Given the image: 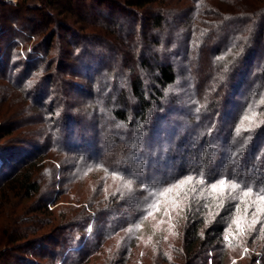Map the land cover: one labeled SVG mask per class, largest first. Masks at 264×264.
Instances as JSON below:
<instances>
[{
  "label": "rangeland",
  "instance_id": "374dc122",
  "mask_svg": "<svg viewBox=\"0 0 264 264\" xmlns=\"http://www.w3.org/2000/svg\"><path fill=\"white\" fill-rule=\"evenodd\" d=\"M166 1L170 2L166 9L176 12L180 17L175 24L169 26L168 32L172 38L171 42L175 45L171 60L176 62L179 76L175 86L164 90L166 95L164 103L167 108L160 109L158 105L155 106L159 115L152 120L153 122L151 119L147 120V123L152 124L153 134L148 130L143 135L138 132L133 134L132 137L135 139L133 145L136 147L133 152L128 150L127 153L126 149L129 147L126 145V139L114 130L133 128L124 127L120 123L116 125L113 122V116L105 107L106 97L112 98L113 101L116 97L119 98L122 91L131 97L127 85L129 75L125 73L128 74L127 70H131L133 66L138 68L136 55L139 47L136 40L139 37L128 34L129 27L136 17L140 18L137 20L140 27L147 21L148 12L157 11L159 4L146 7L148 9L135 7L133 8L136 11L135 15L123 13L125 15L120 16L118 14L121 11L116 9L115 20L125 24L124 31L117 34L118 29L106 22L111 17L109 10L102 5H92L90 0H86V5L82 10L79 9L87 16V26L89 25L87 28L114 41L118 48L117 52L109 46H103L102 42L95 43L90 38L79 39V36L73 38L71 34L60 29L59 34L53 38L54 46L46 54L43 49H38L39 44L44 45L41 42L46 36V33H41L40 30L55 24L54 17L45 18L39 14V10H34L40 5V0H28L27 11L22 15L13 8L12 3L15 2L6 3L5 0H0V127L6 128L4 130L6 132L0 131V134H5L0 137V146L10 147L18 155L27 153L24 159L29 163H36L33 176L41 183L40 191L29 197L20 195L16 190L8 189L7 185L0 183V249H6L14 256L23 254L41 264H59L57 259L49 258L47 254L51 249L60 250L62 248L60 244L64 241L63 236L72 232L63 227L65 221L74 217L82 219L91 211V220L86 227L76 229L74 232L79 236L85 235L84 238L88 240L84 243L86 248L84 246L80 252L85 249L92 250L99 240L103 241L94 255L93 260L97 262L93 264H105L118 250L122 257V251L130 244L132 255L128 256L131 257L129 264H152L155 257L161 256L158 249L173 253L174 249L180 246L183 209L188 199L185 194L193 192L221 199L219 207L223 202L221 207L225 211L222 217L228 223V229L223 240L226 244L222 249V252L226 251L227 254L221 264H264L263 196L255 195V192L245 190L229 180H224V184L215 183L216 187L213 188V184L199 177L185 176L175 181L169 177L168 171L173 169L176 163L167 158L165 150L174 146L177 135L186 128L185 125L179 129L176 122L187 118L186 116L195 120L193 114L200 111L205 102L211 100L214 95L220 97L225 93L223 88H219L223 79L222 72L218 67L215 68L218 66L219 56L209 55L211 49L206 53L198 52L197 41L190 47L186 46V35L184 36L183 32L186 30L184 27L188 17L185 6L190 0ZM209 1L208 6L211 5L212 8L215 6L214 9L222 13H236L235 8L242 0ZM243 1L249 3L251 0ZM129 9L131 7L127 8ZM100 14H103L102 17H98ZM207 17L214 18L212 15ZM175 18L171 17V20ZM71 22L77 28L83 25L76 18ZM262 22L259 20L258 25ZM208 23L204 22L203 26L207 27ZM21 25L26 30H32L35 26L40 34L31 36L20 27ZM218 25L220 27L221 24L218 22ZM224 28L223 26L220 32ZM216 35L214 34L215 38ZM74 39L92 53L97 49L101 52L103 49L100 55L107 56L105 63L97 69L91 66L88 58L84 62L90 65H79L78 56L82 50L71 44ZM257 50L254 59L247 61L245 69L237 76L236 87L225 103V112L219 114L220 125L223 131L226 130L219 139L220 143L232 133H237V128H240L243 135L249 133L246 138L253 137L257 127L262 126L264 122V38L260 40ZM236 52L237 50H234L232 55ZM131 56H135L134 60L126 64L125 61ZM208 72L210 75L205 78ZM215 89H220L219 93ZM172 100L176 103L174 106L169 105ZM119 106L122 107L117 104V107ZM113 107L114 105H111V108ZM132 110L135 109L131 108L130 113ZM132 117L130 122H133ZM191 122V127H194ZM136 131L140 132L138 128ZM195 132L202 135L203 130ZM189 139L187 147H191L192 141L198 140L197 134ZM257 139L258 144L264 145L262 136ZM250 140L247 139L243 144L238 142L236 146L244 153V148ZM213 146L215 145H211L210 148ZM217 150L219 152L215 153V157H206L207 151L203 155L205 159L210 160L214 168L222 165L221 161L228 156L226 148ZM180 152L181 155H186L184 159L187 163L188 155L183 150ZM101 154H106L104 158L106 164L98 159ZM18 157L20 158V155ZM9 158L12 161L18 159L8 157V160ZM3 159L5 160L0 156V164ZM112 166L114 169H111ZM10 169L8 168L5 173H9ZM1 180L2 177L0 182ZM147 181H150V185ZM233 184L236 185L235 188L232 187ZM148 189L159 193L161 189L163 194L154 201V206L158 208L144 214L149 199ZM245 192H248V195H245ZM161 197L164 198L161 200ZM115 211L119 213L118 216ZM48 221L50 223H46ZM134 221L135 224L128 225ZM118 227L122 229L118 230ZM25 228L32 230L36 228L30 238L37 234L43 235L46 239L43 241V247L38 245L35 247L32 243L30 247L23 245L21 248L19 244L22 241L7 242L9 235L13 237L16 230ZM248 234L254 235V243L250 244L247 241L243 246L232 243L233 237L234 240H238V237H247ZM53 236L60 238L56 241ZM210 247L207 249L208 264H215L217 262L215 252L220 248ZM76 252L80 254L79 251ZM67 253L69 251H65L64 256H67ZM14 256L0 260V264H16ZM89 257L85 254L84 258ZM61 259H64L63 256ZM17 264H23V261ZM195 264L204 263L197 261Z\"/></svg>",
  "mask_w": 264,
  "mask_h": 264
},
{
  "label": "trees",
  "instance_id": "16d2710c",
  "mask_svg": "<svg viewBox=\"0 0 264 264\" xmlns=\"http://www.w3.org/2000/svg\"><path fill=\"white\" fill-rule=\"evenodd\" d=\"M90 1L92 5H102L109 10L108 13L111 17H109L106 22L109 23V26L113 24L118 29L117 34L124 31L123 29H125V24L115 20L114 11L116 9L121 11V13L118 14L120 16L123 13L135 15L136 11L133 9L135 7L148 9L152 5L159 4L157 5L159 6L157 11L148 12L149 16L147 21L142 23L140 27L137 25V20L140 19L139 17L134 18L135 20L129 27L128 34L139 37L138 40H136L139 47L138 54L136 55V64L138 65V68L136 69V67L133 66L131 70H127L128 74L125 73L126 75H129L127 85L130 90L129 92L131 97L129 98L123 91L121 95H119V98L116 97L113 101L112 98L106 97L107 104L105 107L108 113L113 116V122L116 125L120 123L123 124L124 127L131 126L133 128V130H123L124 128H121V131L120 129L114 130V132L123 135L126 139V145L130 148L126 149V152L128 150L133 152L136 147L133 145L135 141L132 137L133 134L138 132L140 135H143L146 134L145 131L147 130L153 134L152 124L147 123V120L151 119V122H153L152 120L159 115H157L155 106L158 105L160 109L165 107L167 108V105L164 103L166 98L164 90L168 87L175 86V83H177L179 75L175 64L176 62L171 60V57L174 55L173 49L175 45L171 42L172 38H170L168 32L170 29L169 26L171 24H175L179 15H177L174 11L166 9L170 3L166 0H125L124 2L119 0ZM186 1L188 2L189 0ZM40 2V5L34 8V10H39V14L45 18L53 19L54 17L53 23L55 25L52 26L50 24L49 26H45V31L40 30L41 33H46V36L41 42L44 43V45L39 44L40 46H38V49H43L47 54L54 46L53 38L59 34V30L61 29L71 34V37L73 38L77 36H79V39L90 38L95 43L102 42L103 46H109L112 50H116L117 52L118 48L114 41L112 42L106 36L92 30L90 31V29L87 28L89 26H87V16L82 14L81 11L84 5H86V0H40ZM27 3L28 0H19L18 2L12 3V6L20 15H22L24 11H27ZM208 4H210L209 0H190V2H188V5L185 6L187 9L185 13L188 18L185 21L186 25L184 28L186 30L183 33L184 36L186 35V46L190 47L191 44L197 41L198 46H196V48L198 52L206 53V51L208 52L211 49L209 55L212 57L214 55L217 57L219 56L220 60L217 64L218 66L215 68L218 67V69L222 72L223 79L221 80V87L219 86V88H223L225 94H222L220 97L215 95L212 96L211 100L205 102L200 107V111L196 114L193 110V118L195 120H192V117L189 118L190 116H186L188 119L183 118L182 120L179 119V121L176 122L179 129L183 128L185 125L186 128H184L182 132L177 135L176 140H174V146L165 150L167 158L173 161V163H176L174 168L169 170L171 172L169 173L168 171V174L170 178L172 177V181L184 178L185 176L199 177L210 184L218 183L221 180H229L237 183L245 190L255 192V195L258 194L264 197V145L261 146L260 143H257L259 140L257 138L261 136L264 138V122L261 124L262 126L259 128L257 127L256 133L253 137H251V140L247 142L244 148L245 150L243 149L244 153L236 146V144H238V142L241 144L245 143L248 139L246 138V135L249 134L248 132L244 135L241 133L239 135H237V133H232L230 137H226L224 142H219V139H221L224 135V132L226 133V130L223 131L224 129L220 125L221 118L219 114L225 112V103L227 98H229L231 91L236 87L238 81L237 76L241 75L240 71L245 69L247 61H252V59H254V55L258 51V44L260 43V40L264 38V0H251L249 3L248 1L245 3V1L242 0L235 8V10H237L236 13H222L218 9H214L215 6L212 5V8L211 5L208 6ZM128 7H131L133 10H127ZM216 7L219 8L218 6ZM56 10H58L57 13L55 12ZM51 12H53V14H51ZM101 15L103 14H100V16L98 15V17H102ZM124 15L125 14H123V16ZM208 15H212L215 19L208 18ZM216 16H220V18H216ZM171 17L176 18L175 20H171ZM74 18L83 24L80 28H77L72 24L71 21ZM28 19H30V17ZM259 20L261 22L263 21L261 25H258ZM204 22L211 23H208L206 27L203 26ZM218 22L221 24L220 27H218ZM211 25L216 27H211ZM223 26L225 28L222 32H220ZM20 27L22 28V25ZM23 30L31 36L33 34H40L39 29L37 30L35 26L32 30ZM115 33L116 30L114 29L113 34ZM214 34H217L216 38L214 37ZM75 40L76 39L72 40L71 44H74L76 49L80 51L82 50L81 54L78 56L80 61L79 65L85 64L88 66L91 64V66L97 67L98 69L100 65L102 66L105 63L104 60L107 56L100 55L103 53V49L101 52L97 49V51L95 50V52L92 53L78 40ZM234 50H237V52L232 55ZM88 58L90 59V64L84 62V60ZM134 58L135 56H131V60H126L125 63L127 64L129 61L134 60ZM208 75H210L209 72L205 75V78H207ZM219 90L215 89L217 93H219ZM200 102L202 101L200 100ZM117 104L122 105V107H117ZM175 104L176 103H173V100L169 103L170 106H174ZM111 105H114V107L111 108ZM131 108L135 109L132 110V113H130ZM197 114L198 118L196 119ZM131 117L133 118V122H130ZM200 117L201 119H199ZM190 121H192L191 124H194V127H191ZM168 122H171V120H168ZM215 122L217 123L216 126ZM137 128L140 132L136 131ZM199 129L200 131L201 129L203 130L202 135L195 132V130ZM4 130H6L5 126L0 127L1 132ZM196 134L198 140L194 142L192 141L191 147H187L189 146V138H193ZM4 135L5 134L2 133L0 134V137H3ZM165 140L168 142L167 139ZM213 144L215 146L210 148ZM223 147L227 149L228 156L221 161L223 166L219 165L214 168L212 167L213 164L210 163V160L208 158L205 159L203 155L207 151L208 154H205L206 157H215V153L217 154L219 152L217 148L223 149ZM249 149L250 151H248ZM181 150L185 151L188 155L187 157L189 159H187V163L184 159L186 155H181ZM178 152H180L179 155H177ZM19 155L20 158L18 157ZM19 155L15 153L14 150L12 151L10 147L3 148L0 146V156L5 158V160H1L2 163L0 164V178L2 177L0 183H3L2 185L4 186L7 185L8 189L16 190L20 195L29 197L40 191L41 183L39 179L33 176V170L35 169L34 166L36 163H29L26 159H24L27 153L25 155ZM105 156L106 154H101L98 156V159L106 164L104 160ZM8 157H17L18 159L12 161L10 158L8 160ZM17 165H20V167L17 168ZM7 166L8 168H11L9 173H5L8 169ZM111 169H114L113 166ZM120 172L125 173V171L123 172L122 170H120ZM147 182L149 183L150 181ZM148 183H146V185H148ZM148 190L150 191L148 192L149 199L146 202L147 206L144 214H147L149 210H151V213L153 210L158 208L154 206V201L158 200V198L163 194L161 189L160 193L156 190V192H152V189ZM186 195L188 196V199L187 201L185 200L186 206L183 209L180 246L176 247L173 253L161 250V248L160 250L158 249V253L161 256L155 257L151 263L178 264L179 261H181L180 264H195L197 261H202L204 264H208L207 249L210 246H214L212 249H216L217 247L220 248L218 249V252H215L217 254H215V257L217 258V262L215 261V264H221L227 254L226 251L222 252V249L223 245L226 244L223 240L225 234L227 233L226 230L228 229V223L224 220L225 218L222 217L223 211H225V209L221 207L223 202L222 204L220 203L221 209H219V202H221V199L215 198L213 195L203 196L198 195L197 193L193 194V192L186 193L185 196ZM163 198L161 197V200ZM149 203L150 205H148ZM115 212L117 213V211ZM90 213L88 212L85 214L82 219H78L73 216L74 218H69L65 221L63 227L67 231L71 230L72 232L69 235L63 236L64 241L60 244L62 247L60 250L51 249L48 251L49 254L47 255L49 258H55V260L57 259L59 264H93L97 262L96 260H93L95 259L94 255H96L98 251L97 248L103 241L99 240V242L95 245V248L92 250L85 249L83 252H80L84 249V243L88 240L87 238H84L85 235L79 236L74 232L76 229H84L86 227L87 223L91 220ZM118 214L119 213L116 215L118 216ZM46 223H50V221ZM132 223L135 224L136 221L128 223V225H132ZM120 229L122 228L118 227V230ZM35 231L36 228L33 230L31 228L16 230V235L14 234L13 237L9 235L7 237V242L17 243L22 241L20 242L21 244H19L21 248L24 247L23 245L30 247L32 243L35 247L37 245L39 247H43V241L46 240L43 238V235L37 234L36 236H32V238L29 237L31 234L35 233ZM250 234H248L249 236L247 237L240 236L238 237V240H234L233 237L232 243L239 246L245 245L247 241L250 244L254 243L253 240L256 232L253 236ZM59 238L60 237H57L56 241H58ZM131 246L132 244L122 251V257L119 250L114 252V255H111L105 264H129L128 262H130L131 257L128 258V256L132 255V251H130L132 248ZM65 251H69L67 256H64ZM76 251H79L78 253L80 254H76ZM85 254H88V257H90L85 259ZM172 254H174V256H172ZM10 255L11 254L8 250L3 248L0 249V260H7L14 256L13 254L11 256ZM61 256H63L64 259H61ZM14 257L16 264L19 261H23V264H41L39 262H34V260L29 259L28 256L23 254H15Z\"/></svg>",
  "mask_w": 264,
  "mask_h": 264
},
{
  "label": "snow or ice",
  "instance_id": "6c2138e0",
  "mask_svg": "<svg viewBox=\"0 0 264 264\" xmlns=\"http://www.w3.org/2000/svg\"><path fill=\"white\" fill-rule=\"evenodd\" d=\"M245 130H246V131H250L251 129H245ZM236 132H237V135H239V133H240V128H237V129H236ZM248 139L250 140V139H251V137H248ZM188 179H189V181H190V180H191V177H189ZM181 183H183V181H182ZM219 183H220V184H224V183H225V181H224V180H221ZM212 187H213V188H215V187H216V185H215V184H213V185H212ZM232 187H233V188H235V187H236V185H235V184H233V185H232ZM245 195H248V192H245Z\"/></svg>",
  "mask_w": 264,
  "mask_h": 264
},
{
  "label": "built area",
  "instance_id": "2783aa9c",
  "mask_svg": "<svg viewBox=\"0 0 264 264\" xmlns=\"http://www.w3.org/2000/svg\"><path fill=\"white\" fill-rule=\"evenodd\" d=\"M5 1L8 2V3L16 2V0H5Z\"/></svg>",
  "mask_w": 264,
  "mask_h": 264
}]
</instances>
